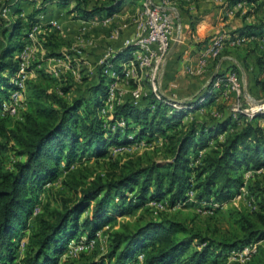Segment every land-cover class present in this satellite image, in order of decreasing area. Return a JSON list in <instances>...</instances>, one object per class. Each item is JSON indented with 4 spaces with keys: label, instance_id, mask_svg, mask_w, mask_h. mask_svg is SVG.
Masks as SVG:
<instances>
[{
    "label": "trees",
    "instance_id": "1",
    "mask_svg": "<svg viewBox=\"0 0 264 264\" xmlns=\"http://www.w3.org/2000/svg\"><path fill=\"white\" fill-rule=\"evenodd\" d=\"M29 1H33L29 11L24 12L22 7L14 4L8 24L0 21V35L8 30L3 43L0 42V94H3L0 96V109L2 101L8 98L9 90L16 87L10 79L19 67L14 52L21 49L24 43L22 38L27 36L35 23L40 22L39 15L45 12L49 3L56 2L81 19L109 15L116 10L117 4L116 0ZM225 2L232 5L245 2L254 10L263 6L259 19L245 23L235 33L264 36V2ZM183 10L191 28H194L198 17L190 14L186 8ZM250 12L252 10L247 14ZM41 30L43 33H38L41 38H46V35L48 38L60 36L59 29L50 23H42L36 32ZM230 34L226 33L225 36ZM132 48L126 46L123 50L119 49L115 57L109 59L113 67L108 69L120 75L117 62L130 57ZM49 54L50 57H62L61 51ZM263 54L264 51L252 54L257 68L252 75L261 90H264ZM243 58L246 68L248 61L245 56ZM217 60L218 57L215 58ZM101 67L94 82L83 88L73 81L68 82L58 89L60 93L51 90L38 73L31 81L25 80L28 106L21 112L20 119L12 123L10 115L0 116V137L4 139L0 140V151L9 149V142L14 141L17 146H10L21 157L12 168L0 167V264H11L17 259L19 244L16 238L27 227L30 217L35 219L36 225L29 234L20 264H58V256L65 251L72 238H80L84 234L88 241L110 221L113 205L116 211L126 203L140 208L148 200L162 201L167 197L170 206H175L185 201L190 189L194 191L196 202L210 198L228 200L243 185L250 196L257 199L254 203L259 208L256 210L236 207L229 210L238 224V233L230 241H218L221 254L252 241H264V123L260 121L264 120V113H256L247 119L241 112L234 113L228 105H220L217 114L206 117L203 112L185 119L193 108L177 109L165 97L157 98L148 80H143L145 90L137 102L129 94L121 101L115 98L109 111L111 117L107 118L100 113V108L105 105L108 83L115 77L109 76ZM235 69L238 67L234 65L231 70ZM224 71L228 70L218 69L217 74ZM128 81L132 87L136 86L132 78ZM212 82L206 86L204 102L194 108L207 104L221 94L222 87L214 89ZM71 89L73 95L68 101L64 94ZM79 110V118L72 120ZM120 120L124 121V125L118 124ZM239 122L241 125L237 127ZM230 126L232 130H229ZM221 133L225 135L219 138ZM154 137L162 141L164 157H169V161L160 163L154 159L137 164L129 161L118 175L108 178L100 173H95L89 179L75 173L69 174L62 180L70 194L58 193L55 198L57 205L51 208L49 215L48 200L41 206L43 212L33 214L38 192L46 181L56 177L61 164L69 167L87 150L94 156H103L111 145L123 146L134 140ZM247 170L255 172L250 184L243 177ZM92 202L91 213L84 214ZM187 203L190 201H185L183 205ZM142 217L133 226L112 232L108 256L115 257V264H130L142 250H146V254L141 264H206L219 257V250L212 248L213 239L208 237L192 235L200 238L201 246L189 250L191 234L182 222L151 218L142 220ZM181 232L186 234L179 236ZM259 249L247 261H233L230 264H264V250ZM67 264L102 262L88 260Z\"/></svg>",
    "mask_w": 264,
    "mask_h": 264
},
{
    "label": "rangeland",
    "instance_id": "2",
    "mask_svg": "<svg viewBox=\"0 0 264 264\" xmlns=\"http://www.w3.org/2000/svg\"><path fill=\"white\" fill-rule=\"evenodd\" d=\"M98 1L100 0H97V2ZM121 1L122 0H116L115 2L118 4ZM196 1L197 0H177L174 3L171 1L170 3L172 4L169 5L178 6L181 8L179 10L184 11V8L189 10L190 7L195 6L197 4ZM211 1L212 0H208L204 3H208ZM218 1L220 2L221 6H223L224 4V11L231 16L230 24L235 23V18L238 17L236 15V10L242 5L245 6L240 10L241 15L251 10L253 13H250L252 15L249 14L247 16V21H256L263 13V6H260L259 9H256L258 8L256 7L255 10L257 11H255L251 5L250 7L249 4H246L245 2H242L241 6H236L237 3L235 5H232L226 3L225 0ZM35 2L37 3L38 1ZM128 2L122 5L119 10L114 12L110 20H108L107 22L99 23L90 22L88 20L77 21L76 18L73 19L71 15L69 16V18L63 19L62 16H64L66 12H60V10L57 11L58 7L56 5H53V7L49 6L47 8L48 12H44L39 15L40 21H42L43 24L50 23L56 28H59V31H61L62 35H57L58 38H55V36H50L48 38L47 35L46 38H41L40 36H38V33H43V30H41V32H34L32 36L28 32L27 36L22 38L24 43L21 49L15 51L14 53L17 55L18 61V55H21L22 53L24 57L23 59L27 62L28 69L26 78L24 80L27 79V81H31V79H34V77H36L39 73L43 78L42 81L49 84L51 90H55L57 93H60L58 89L66 85L68 82L71 83L73 81L74 83H76V85L81 86L82 88L85 87L88 83L94 82L97 79V70L101 67V65V68H103V70H107L109 76L115 75L113 74L111 69H108V67H113V64H111L109 59L115 57L119 49L123 50L126 48L124 44L125 39L136 36L139 22L143 19L141 17L144 0H135L132 1L134 3L130 2V4H128ZM261 2H264V0H261ZM14 4H18L23 8L24 12H27L31 8V5H33V1L0 0V17L2 18L0 21L2 23L8 24V19H10L11 17L10 13ZM248 6L250 8H248ZM229 7H235L231 13L229 12ZM170 11L173 17L174 33L177 34L179 32V34L182 35L185 28L183 25H181L180 27L178 21L175 20L174 12L171 9ZM183 14H185L184 16H186L185 11L183 12ZM7 31L8 30H4L2 32L3 35H0L1 43H3L4 38H6L8 33ZM185 32L186 36H188V31ZM226 33L228 34V32ZM232 33L227 36V39L229 37L239 35L238 33H235V31ZM241 36H244L245 39L237 44L230 45L226 43L220 54L218 55V59L224 55H227L232 56L240 61V67L238 69H235L237 74L236 81L239 84L238 90H229L227 94H221L220 96L222 97L215 103H213L210 109L204 113L206 117L212 113H215L216 110L219 109L220 105H228L230 109L238 106L239 109H242L244 107H250L254 105L255 100L264 97V90L260 89L258 92L255 91L254 93V85L252 84V80L254 79L252 71L256 67L254 65L255 63L252 60V54L264 51V42L262 40L263 37L255 36V39H253V37H247L245 35ZM115 41L118 42V46L116 45L117 48H113L112 46L113 42ZM119 41L121 42L119 43ZM44 43H48V45L45 46ZM55 51H61L62 57L49 56V53H53ZM132 53L133 50L131 49L130 55H132ZM244 56L248 61V65L246 66V68L243 66ZM127 59L128 58H123L117 63L121 65L120 67L123 68L124 65L127 64L125 63ZM148 72L149 67H145L143 68V70H139L138 80L136 78H133L134 80L132 79V82L136 83V86L134 87H132L130 81L125 78L128 76L118 78L114 80V82L111 81L114 85V91L113 94L109 93V99L113 100L116 98L121 101V99H123V97L128 94L132 98L139 99L143 89H145V86L141 81H147ZM15 77L16 73L13 77L10 78L11 81ZM111 82H109L108 85H110ZM26 88L27 85L25 83V89L23 93L24 100L18 103L16 112H14L13 114H10L3 107L4 104H8L10 92L14 88L9 90L8 98L4 99L1 103V117L10 115V120L12 123L20 119L21 112L28 106ZM72 95L73 89L64 94V97H66V99L69 101ZM0 96H3V94L1 93ZM218 97L219 96L215 97V100ZM109 104L110 103H107V101L105 100V105L100 108V113L107 118L110 117L109 111H111L112 109V104H110V106ZM81 110L78 111L79 113H75L72 120H77L79 118ZM193 113L194 112L191 111L188 112L185 119H189V117H193L194 115H200L199 111L196 112V114ZM260 121L264 123V120ZM121 125L124 124L121 123ZM240 125L241 123L239 122L237 127H239ZM232 129L233 127L230 126L229 130ZM224 135L225 133H222V136ZM0 140L4 141V139L1 137ZM213 143L214 140L211 141V144ZM10 145L17 146L14 141H11L8 144L9 149L0 151V167L3 169L12 168L14 162L17 159L21 158L15 154V151L11 148L12 146ZM162 146L163 144L160 138L154 137L150 140L141 138L139 140L131 141L130 143L123 145L121 149H117L111 145L106 149V153L103 156H94L90 150H87L69 167L66 168L63 164H61L56 177L45 182L43 187L38 192L39 194L37 204L33 208V214L43 212L41 206L48 200L49 206L47 215H49V211H51V208L57 205V201L55 200L57 194H70V191L66 189L62 180L67 175L75 173L74 175L76 176H81L85 179H89L90 177H93L95 173H100L103 177L108 178L110 176L118 175L124 169V166L129 163V161L136 164L139 162L147 163L154 159L158 160V162L160 163L169 161V157H164L165 154ZM254 174V171L248 172V174L244 173L243 177L245 181L250 184V181L253 180ZM135 190L137 192V189ZM237 194V196H235L234 199L230 200L226 205L218 207L216 208V210L210 212L201 209L200 206L204 205V202L199 199V201L197 202L195 200H191L190 203H187L185 205L177 204L175 206H170L166 197L162 201H160V205L153 204L151 200H148L145 205L141 206L140 208L129 206L126 203L123 205V207H120V209L118 208L117 211L114 209L116 207H114L113 205L111 212V215H113L112 218L96 232L91 244H87V238L84 234H81L80 238H72L67 244L65 251L58 256V264H67L71 261L79 262L88 260H97L102 262V264H115V257L108 256V252L110 251L111 247L110 239L112 232L115 229H121L126 226H133L135 223L139 222V219L141 220V215L143 216L142 220L151 218L156 220L170 219L180 221L186 226V228L188 229V233L191 234L189 236L191 239L189 250L201 246L200 238L192 236L199 235V237L201 238L208 237L210 239H213L212 248L214 250H219L220 253L221 248H219L220 242L218 241H223V239H225L226 241H230V239L232 237H235L234 235L238 233V224L231 217L229 210L233 209L234 207L239 209H246L248 211H253L259 208L258 204L254 203L255 201H257L256 197L250 196L249 191L246 189V187L244 190L241 189V191H239ZM194 195L193 197L195 198ZM257 198H259V196ZM92 205L93 202L84 214L91 213ZM35 225V219H33V217H30L28 219L27 227H25V229H23L16 238L19 244V248L17 250L18 256L17 259L11 264H20V257L24 254V247L26 246L30 232L35 228ZM185 234L186 233L181 232L178 235L182 236ZM258 248H260L259 250H264V241L260 242ZM145 251L146 250L140 251V253L136 255V257L130 264H135L136 262L141 263L145 257ZM229 251L227 253L225 252V254L220 253L217 259L210 260L211 262H207L206 264H230L233 261H239L230 257ZM139 254H142V256L139 257Z\"/></svg>",
    "mask_w": 264,
    "mask_h": 264
},
{
    "label": "built area",
    "instance_id": "3",
    "mask_svg": "<svg viewBox=\"0 0 264 264\" xmlns=\"http://www.w3.org/2000/svg\"><path fill=\"white\" fill-rule=\"evenodd\" d=\"M170 0H144L143 9H142V17L143 18L138 25V31L135 37L126 38L125 39V46H132L133 53L128 57L125 61L124 67H120V75L116 74L113 70V74L111 75L115 77V80L118 78H122L124 76L127 79L129 78H139V70H143L145 67H149V72L147 73L148 77L147 80L149 81V86L156 95L157 98L161 99L162 95L159 93V73L161 66L163 65L165 55L167 54L168 50L180 40V35L174 33V23L173 17L170 12ZM242 2H238L236 6H241ZM232 9H229L231 13ZM114 13V12H113ZM113 13L109 15H105L102 17H92L89 19H85L84 21L90 22H107L113 16ZM40 18V17H39ZM42 21H38L35 23L32 28L30 29L29 33L32 36L34 32L36 33L39 30ZM247 37H254V36H247ZM245 37L241 35H236L229 37L225 36L224 32H217L213 35L210 39L209 43L203 49L201 56L197 60V63L191 71L200 73L205 70L208 65L210 59L218 57L221 50L223 49L226 43L228 44H237L240 41L244 40ZM264 42V36L262 38ZM19 58V67L16 72V77L12 80L16 87L12 89L9 95V102L8 104H4L3 107L7 110L10 114L16 112L17 105L19 102L24 100L23 93L25 89V78L27 73V62L24 60L23 55H18ZM121 66V65H119ZM107 70H105L106 72ZM215 74L212 78V86L214 89L222 87L221 94H227L229 90H238L239 84L237 83V74L235 70H228L222 73L217 74L218 70L214 71ZM133 79V80H134ZM114 82V80L112 81ZM108 85V95L106 97L107 103L112 104L113 100L109 99V93L113 94L114 85L113 83ZM110 86V87H109ZM145 89H143L142 93ZM112 101V102H111ZM134 102H137V99L134 98ZM255 104L250 107H244L239 109L238 106L231 108L234 113L241 112L243 113L247 119H251L256 113H264V97L257 99L254 101ZM175 108H180L177 103L170 102ZM109 104V106H110ZM109 110V108H108ZM111 117V113L109 114ZM109 117V118H110ZM124 124L123 120L118 121V124ZM117 149H121L122 146H114ZM251 170L245 171V174H248ZM241 189H245V186L240 187ZM194 191L192 189L188 190L186 194L185 201L195 200ZM238 195V194H237ZM231 197L228 200L224 201H217L213 200L212 198L209 200H204V205H201V209L205 211H214L216 208L226 205L230 200L234 199L235 196ZM185 201L178 203L184 204ZM153 204L160 205V201L151 200ZM200 209V210H201ZM94 238V237H93ZM87 241V244H91L92 239ZM263 240H257L249 242L242 247L233 248L229 251V256L239 260L245 261L248 260L258 249V245ZM142 254H139L141 257ZM141 264L140 262H136L135 264Z\"/></svg>",
    "mask_w": 264,
    "mask_h": 264
},
{
    "label": "crops",
    "instance_id": "4",
    "mask_svg": "<svg viewBox=\"0 0 264 264\" xmlns=\"http://www.w3.org/2000/svg\"><path fill=\"white\" fill-rule=\"evenodd\" d=\"M132 1L135 0H122L116 5V10L114 12L119 10V8L126 2H128V4H130V2L134 3ZM171 1L174 3L177 0H170V2ZM207 1L208 0H197V4L193 7H190L188 10L190 14L198 17L197 19H195L194 28H191L190 21L189 19H187V14L186 16H184V11L179 10L181 9L180 7L175 5L170 6V9L175 14V20L178 21L180 27L181 25H183L185 29L182 35H180L179 32L177 33L180 35V40L168 50L167 54L165 55L163 65L160 69L159 92L161 93V95L170 102L177 103L180 108H193L194 110L191 111L194 112L193 114H196V112L198 111L200 113L206 112L210 109L213 103H215L222 97L220 96L221 94H219V97L216 100L214 99L212 100V102H208L207 104H203L198 108H194L198 104L204 102L206 95L203 94L205 93L207 84L211 81L210 77L213 75L214 71L218 69L231 70L234 65L238 68L240 67L239 60L232 56L224 55L217 61H215L216 57L210 59L207 67L203 72L197 73L191 71V69L195 67L203 49L209 43L210 39L215 33L224 32L226 35V32L232 33L243 26L245 23L253 22L247 21V16L251 12L249 14H240L241 8H243L245 5L238 7V9L236 10V15L238 17L235 18L236 21L234 24H230L231 16L224 11V4L223 6H221L218 0H212L211 2L204 3ZM53 5H56L58 7L57 11L60 10V12H66L64 16H62L63 19L69 18L70 15L73 17V19L76 18L72 13H69L67 11V8L57 4L56 2L49 3L46 7L45 13L48 12L47 8L49 6L53 7ZM249 6L248 8H250ZM232 8L234 10L235 7H229V9ZM76 20L84 21L85 19L76 18ZM185 31H188V36H186ZM60 34L62 35L61 31ZM120 42L121 41H119V43ZM116 45L118 46V42H113V48H117ZM252 81V84L255 88H253V92H258L260 90L258 85L255 84L254 79ZM215 113L217 114V110ZM222 137L223 136L221 133L219 135V138Z\"/></svg>",
    "mask_w": 264,
    "mask_h": 264
},
{
    "label": "water",
    "instance_id": "5",
    "mask_svg": "<svg viewBox=\"0 0 264 264\" xmlns=\"http://www.w3.org/2000/svg\"><path fill=\"white\" fill-rule=\"evenodd\" d=\"M215 72L213 73V75L210 77V80H212L213 76H214Z\"/></svg>",
    "mask_w": 264,
    "mask_h": 264
}]
</instances>
